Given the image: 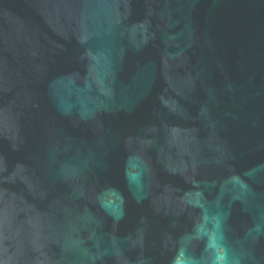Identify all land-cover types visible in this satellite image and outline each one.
Wrapping results in <instances>:
<instances>
[{"label": "water", "instance_id": "1", "mask_svg": "<svg viewBox=\"0 0 264 264\" xmlns=\"http://www.w3.org/2000/svg\"><path fill=\"white\" fill-rule=\"evenodd\" d=\"M0 264H264V0H0Z\"/></svg>", "mask_w": 264, "mask_h": 264}]
</instances>
